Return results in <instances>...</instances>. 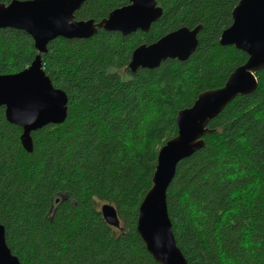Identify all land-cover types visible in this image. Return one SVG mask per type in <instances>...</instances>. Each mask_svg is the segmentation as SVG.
Returning a JSON list of instances; mask_svg holds the SVG:
<instances>
[{
  "label": "trees",
  "instance_id": "1",
  "mask_svg": "<svg viewBox=\"0 0 264 264\" xmlns=\"http://www.w3.org/2000/svg\"><path fill=\"white\" fill-rule=\"evenodd\" d=\"M240 1L157 0L163 14L148 33L100 30L48 44L43 69L68 96L66 121L33 132L27 153L22 129L0 108V224L21 264H157L137 232L138 210L160 149L177 135L179 111L248 61L219 44ZM127 4L86 0L75 19L102 20ZM199 26L187 61L128 69L140 45ZM37 54L24 31L0 30V75L24 71ZM255 77L257 90L210 122L205 147L178 164L168 188L172 232L188 264H264V69ZM101 204L116 209L119 228L105 222Z\"/></svg>",
  "mask_w": 264,
  "mask_h": 264
},
{
  "label": "water",
  "instance_id": "2",
  "mask_svg": "<svg viewBox=\"0 0 264 264\" xmlns=\"http://www.w3.org/2000/svg\"><path fill=\"white\" fill-rule=\"evenodd\" d=\"M86 0H14L0 3V30H21L34 41L38 52L24 71L0 75V108L6 120L22 129L20 141L27 153L33 152L32 133L49 125L63 124L68 115L67 94L53 86L43 69L42 55L53 40H87L100 30L123 36L148 33L163 14L157 0H127L128 4L112 11L102 20L75 19ZM232 25L219 44L235 47L248 55L245 65L237 68L222 88L201 93L192 107L179 111L177 135L165 143L157 157L152 188L144 197L137 219V232L147 252L157 264H188L177 247L168 214L167 191L179 163L205 147L209 124L236 98L253 94L258 88L255 73L264 69V0H241L232 13ZM201 27L181 28L157 42L140 45L132 54L128 69L154 70L166 60L187 61L198 48ZM105 222L120 227L116 209L101 208ZM0 264H21L6 244L5 228L0 224Z\"/></svg>",
  "mask_w": 264,
  "mask_h": 264
},
{
  "label": "rangeland",
  "instance_id": "3",
  "mask_svg": "<svg viewBox=\"0 0 264 264\" xmlns=\"http://www.w3.org/2000/svg\"><path fill=\"white\" fill-rule=\"evenodd\" d=\"M104 205H105V204H101V205H100V210H101V208H102Z\"/></svg>",
  "mask_w": 264,
  "mask_h": 264
}]
</instances>
